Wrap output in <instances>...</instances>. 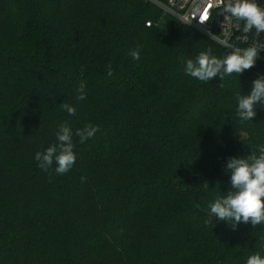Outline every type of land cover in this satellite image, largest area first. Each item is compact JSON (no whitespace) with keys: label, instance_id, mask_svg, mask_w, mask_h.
Instances as JSON below:
<instances>
[{"label":"trees","instance_id":"16d2710c","mask_svg":"<svg viewBox=\"0 0 264 264\" xmlns=\"http://www.w3.org/2000/svg\"><path fill=\"white\" fill-rule=\"evenodd\" d=\"M209 48L231 52L149 0H0V264L264 257V224L208 220L231 190L228 159L264 145V103L236 114L255 65L223 81L185 73ZM65 122L76 162L46 173L35 153ZM88 124L99 131L80 143Z\"/></svg>","mask_w":264,"mask_h":264},{"label":"clouds","instance_id":"9594fccd","mask_svg":"<svg viewBox=\"0 0 264 264\" xmlns=\"http://www.w3.org/2000/svg\"><path fill=\"white\" fill-rule=\"evenodd\" d=\"M223 5L222 15L224 19L243 21V32L248 33L255 29L256 33H264V8H261L255 0H219ZM264 45L250 46L243 49H233L223 58L212 54V49L200 52L195 61H186L185 73L202 82H209L219 76L223 81L225 76L241 74L251 69L255 63L259 51ZM129 54L134 60L140 59L139 49L130 50ZM108 75L111 76L109 65ZM223 87V83L220 85ZM84 85L80 86L78 99H85ZM236 114L241 121H251L256 116V105L264 103V77H258L252 82L250 92L247 95H239ZM60 107L70 115H75L76 109L61 103ZM99 131L97 126L88 124L83 129H78L75 135L80 143L95 136ZM57 143L46 148L44 152L35 153L38 167L46 173L52 171L57 175L68 173L76 162L73 145V131L65 122L61 124L56 135ZM256 151H251L245 157H232L226 163V172L230 173L231 190L226 195L217 197L208 206V214L214 215L220 221H227L233 229L239 223H251L255 228L264 224V145ZM55 168L53 169V165ZM86 178L81 177L83 182ZM231 222V223H229ZM246 264H264V257L259 253L250 255Z\"/></svg>","mask_w":264,"mask_h":264},{"label":"built area","instance_id":"2783aa9c","mask_svg":"<svg viewBox=\"0 0 264 264\" xmlns=\"http://www.w3.org/2000/svg\"><path fill=\"white\" fill-rule=\"evenodd\" d=\"M180 23L193 27L229 50L264 45V33L243 32V21L225 20L219 0H149ZM264 8V0H255ZM150 23L148 22L147 25ZM257 78L264 77V48L256 58Z\"/></svg>","mask_w":264,"mask_h":264},{"label":"water","instance_id":"95a60500","mask_svg":"<svg viewBox=\"0 0 264 264\" xmlns=\"http://www.w3.org/2000/svg\"><path fill=\"white\" fill-rule=\"evenodd\" d=\"M208 216H209L208 220L210 223L216 220V217L214 215L209 214Z\"/></svg>","mask_w":264,"mask_h":264}]
</instances>
